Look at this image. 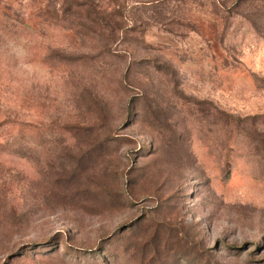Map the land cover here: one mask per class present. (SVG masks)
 <instances>
[{
    "label": "rangeland",
    "instance_id": "obj_1",
    "mask_svg": "<svg viewBox=\"0 0 264 264\" xmlns=\"http://www.w3.org/2000/svg\"><path fill=\"white\" fill-rule=\"evenodd\" d=\"M47 1L0 0V264H264V0Z\"/></svg>",
    "mask_w": 264,
    "mask_h": 264
},
{
    "label": "trees",
    "instance_id": "obj_2",
    "mask_svg": "<svg viewBox=\"0 0 264 264\" xmlns=\"http://www.w3.org/2000/svg\"><path fill=\"white\" fill-rule=\"evenodd\" d=\"M52 4H53L52 1H47L41 7H39V10H41L42 12H45L47 15L52 14V15L57 16L58 12L63 15L70 14L72 11V7H75L77 9V12H80L82 14V16L84 17V21H85V22L83 21L78 22L79 25L81 26L82 25L83 26L100 25V23L97 22L95 18L91 17V15L95 13V11L97 10L95 6L93 7L92 5H87L83 1H80V0H68V1L62 0V3L58 9H55V6H53ZM49 17H52V16H49Z\"/></svg>",
    "mask_w": 264,
    "mask_h": 264
}]
</instances>
